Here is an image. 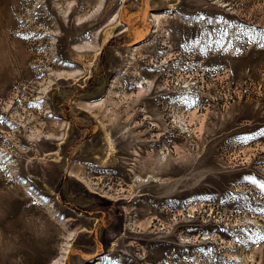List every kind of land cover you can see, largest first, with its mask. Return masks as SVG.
Listing matches in <instances>:
<instances>
[{
    "label": "rangeland",
    "instance_id": "374dc122",
    "mask_svg": "<svg viewBox=\"0 0 264 264\" xmlns=\"http://www.w3.org/2000/svg\"><path fill=\"white\" fill-rule=\"evenodd\" d=\"M261 237L264 0H0V264H264Z\"/></svg>",
    "mask_w": 264,
    "mask_h": 264
},
{
    "label": "bare ground",
    "instance_id": "6f19581e",
    "mask_svg": "<svg viewBox=\"0 0 264 264\" xmlns=\"http://www.w3.org/2000/svg\"><path fill=\"white\" fill-rule=\"evenodd\" d=\"M162 17H164V16H162ZM139 85L138 86H140V88H143V84L141 83V82H139L138 83ZM211 238L209 237V235H206V238H205V240H210ZM97 264H103L102 262H98ZM242 264V263H241Z\"/></svg>",
    "mask_w": 264,
    "mask_h": 264
},
{
    "label": "snow or ice",
    "instance_id": "6c2138e0",
    "mask_svg": "<svg viewBox=\"0 0 264 264\" xmlns=\"http://www.w3.org/2000/svg\"><path fill=\"white\" fill-rule=\"evenodd\" d=\"M262 239H264V237H261Z\"/></svg>",
    "mask_w": 264,
    "mask_h": 264
}]
</instances>
